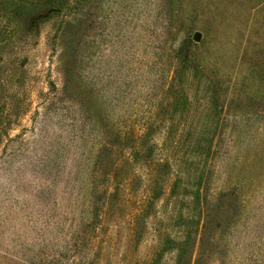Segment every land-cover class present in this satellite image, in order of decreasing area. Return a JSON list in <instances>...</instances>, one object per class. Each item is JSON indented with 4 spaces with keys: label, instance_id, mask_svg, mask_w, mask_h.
Listing matches in <instances>:
<instances>
[{
    "label": "rangeland",
    "instance_id": "374dc122",
    "mask_svg": "<svg viewBox=\"0 0 264 264\" xmlns=\"http://www.w3.org/2000/svg\"><path fill=\"white\" fill-rule=\"evenodd\" d=\"M93 191L98 264H264V0H0V264Z\"/></svg>",
    "mask_w": 264,
    "mask_h": 264
},
{
    "label": "trees",
    "instance_id": "16d2710c",
    "mask_svg": "<svg viewBox=\"0 0 264 264\" xmlns=\"http://www.w3.org/2000/svg\"><path fill=\"white\" fill-rule=\"evenodd\" d=\"M170 1V0H169ZM173 1V0H171ZM104 196H108L106 192ZM97 191L91 193V204L79 212L75 209L58 215L54 221H46L42 227H31V230L20 229L17 238L10 240L7 246L8 255L4 264H98L101 252L98 250V229L102 219L95 209ZM210 208H206V232L211 230ZM98 211V210H97ZM95 213L92 220L87 219ZM86 221L77 222V218ZM70 220V222H68ZM207 235V234H206ZM205 236L202 239L200 251L192 253L189 261H184V255L176 264H205L208 251L205 249ZM9 243V244H10ZM182 243V242H181ZM190 243V242H189ZM186 244L185 240L184 243ZM181 245L185 250L187 245ZM192 244V243H191ZM180 246V248H181ZM151 264H162L158 260Z\"/></svg>",
    "mask_w": 264,
    "mask_h": 264
}]
</instances>
